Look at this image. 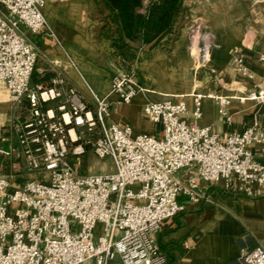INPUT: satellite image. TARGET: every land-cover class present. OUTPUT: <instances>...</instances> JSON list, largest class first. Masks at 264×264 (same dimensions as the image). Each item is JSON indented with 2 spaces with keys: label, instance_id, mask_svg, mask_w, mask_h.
I'll return each instance as SVG.
<instances>
[{
  "label": "built area",
  "instance_id": "1",
  "mask_svg": "<svg viewBox=\"0 0 264 264\" xmlns=\"http://www.w3.org/2000/svg\"><path fill=\"white\" fill-rule=\"evenodd\" d=\"M48 1L0 0V85L15 105L26 104L12 125L15 144L0 158L16 173L35 174L14 188L17 174L0 162V264H169L152 235L190 206L212 202L202 183L235 181L239 194L264 195V165L253 153L264 142L259 123L225 137L196 124L205 97L226 117L230 95L192 94L191 110L184 96L149 100L143 112L161 125L155 136L113 118V96L131 103L142 90L135 72L114 76L102 96L69 57L94 104L62 76L32 87L39 53L29 34L60 43ZM237 70L254 77L243 59ZM245 98L264 103V87ZM88 154L111 158L115 170L90 173L82 162ZM242 261L264 264V249L243 251Z\"/></svg>",
  "mask_w": 264,
  "mask_h": 264
},
{
  "label": "crops",
  "instance_id": "2",
  "mask_svg": "<svg viewBox=\"0 0 264 264\" xmlns=\"http://www.w3.org/2000/svg\"><path fill=\"white\" fill-rule=\"evenodd\" d=\"M76 2L79 0H61V6H75ZM54 5L48 3L45 15L60 43L45 34H29L39 53L31 86L50 85L53 79L62 76L77 89L85 88L83 79L69 60L71 57L86 80L105 96L111 83L99 56L105 53L106 47L113 51L111 41L98 37L96 20L67 8L62 13L53 9ZM254 10L239 18L234 17L231 10L217 11L209 16V21L203 19L206 29L194 35L182 31L171 52L162 53L160 67L155 66L158 59L145 57L142 64L148 71V78L146 73L143 75L145 81L140 77L142 90L131 103H122L112 97L114 120L121 125H131L137 133L158 136L161 125L154 124L143 112L149 100L184 96L191 110L194 106L192 94L215 93L232 97L227 116L220 115L215 101L205 97L203 117L196 124L209 126L220 137L244 132L256 121L264 129V103L245 98L248 91L264 87V61L261 59L264 56V4L257 5ZM76 46L80 48L76 50ZM85 51L94 56L87 59L80 55ZM152 51L145 50V54ZM239 59L246 63L253 79L238 72ZM116 63L118 65L114 60L111 64L117 67ZM153 68L159 72L149 73ZM185 72L188 78L183 81L179 74ZM25 105H15L4 85H0V149L15 144L12 125L15 117L24 112ZM187 117L192 121L190 114ZM253 153L264 165V142L255 145ZM0 162L7 174L16 173L4 158L1 157ZM16 174L14 188L31 176L35 178L23 167ZM202 184L212 202L190 206L186 212L163 221L152 237L167 254L169 264H243V251L256 247L264 249V195L239 194L235 181L229 188L223 182Z\"/></svg>",
  "mask_w": 264,
  "mask_h": 264
},
{
  "label": "trees",
  "instance_id": "3",
  "mask_svg": "<svg viewBox=\"0 0 264 264\" xmlns=\"http://www.w3.org/2000/svg\"><path fill=\"white\" fill-rule=\"evenodd\" d=\"M188 9L184 0H97L92 18L98 22V37L110 40L129 65L138 44L151 51L166 40L171 50L182 33Z\"/></svg>",
  "mask_w": 264,
  "mask_h": 264
},
{
  "label": "rangeland",
  "instance_id": "4",
  "mask_svg": "<svg viewBox=\"0 0 264 264\" xmlns=\"http://www.w3.org/2000/svg\"><path fill=\"white\" fill-rule=\"evenodd\" d=\"M96 1L97 0H81V1L79 0V2H76L77 4L75 6H64V5L61 6V0H49L48 3L55 4L54 7L52 6L53 9L55 8L56 10L60 12H62L64 8H67L68 10L75 11L77 14H81L80 16L88 15L90 18H92L93 13L96 10ZM58 2L60 3L59 5H58ZM184 3L189 9H188V12L186 13V18L184 20L185 25L182 31L187 30L188 32H190L191 35H194L196 34V32L204 28V22L206 20L209 21V16H214L217 11H221L225 9L231 10L233 13V16L236 18H239V17L244 16L245 14L251 13L252 10L254 12L255 11L254 9L257 7V5L264 4V0H184ZM81 4H83V6ZM60 12L58 14H60ZM166 42H167L166 40L163 41L162 44H160V46L157 47L159 49L158 52H156L157 50L155 49L157 48H155L152 52H156V53L152 54V52H150L147 55L145 54V48L141 47L142 46L141 44L136 45L137 52L135 53L134 58H132L133 56L130 58L131 61L129 65H126L122 61L121 56L113 47H112L113 51H109L108 48L106 47L105 53L101 54L99 58H100V62L103 63L104 65L105 71L108 74V78H109L108 81L110 80V83H111L112 78L116 76L117 74H124V73H129V72H132V73L135 72L136 75L139 76V79L141 77L142 80L145 81V77H143V75H145L146 73V77L148 78L147 76L148 71L145 68V66L142 64L144 58L146 57L147 59H149L151 56L153 59H158L156 60L158 62L155 66L160 67L161 65L160 59L162 57L161 56L162 53L163 52L168 53V52H171L172 50V49L171 50L169 49L170 44L169 43L166 44ZM78 47L79 46L75 47L76 50L78 49ZM160 49L163 51H160ZM80 55H82L83 57L87 59L94 56V55H91L89 51H85L83 52V54H80ZM114 60L118 62V65L116 63L117 67L116 66L114 67L113 64H111L112 62H114ZM79 69L80 71L82 70L81 68ZM150 72L158 73L159 70L158 69L156 70L155 68H153L149 70V73ZM180 75L181 74H179V78L181 77L183 81H186V79L188 78L187 72H185V74L181 76ZM89 84L91 85V87L93 88L95 92L101 95V93L90 82ZM78 90L80 91V93L82 94L86 102L94 104L93 100L91 99V96L88 94L86 90H84V88L82 89L79 88ZM50 105H55V102H51ZM82 162L84 166L86 165V169L90 170V173H94V174L109 173L115 170V165L113 163V160L109 157L102 159L93 154H88L82 158ZM32 175L35 176V174H32ZM30 178H32V176Z\"/></svg>",
  "mask_w": 264,
  "mask_h": 264
}]
</instances>
